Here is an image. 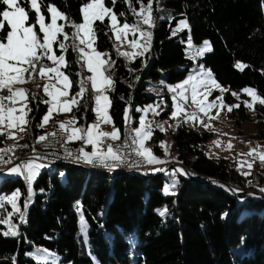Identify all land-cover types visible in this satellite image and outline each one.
Wrapping results in <instances>:
<instances>
[{
    "label": "trees",
    "instance_id": "16d2710c",
    "mask_svg": "<svg viewBox=\"0 0 264 264\" xmlns=\"http://www.w3.org/2000/svg\"><path fill=\"white\" fill-rule=\"evenodd\" d=\"M44 2L81 22L79 9L87 0ZM262 4L264 0H160L157 5L154 0L153 8L158 10L153 13L156 21L151 50L131 63L116 55L114 37L109 39L112 33L106 36L104 25L96 22L98 50L108 52L117 62L115 91L109 93L110 115L115 126L123 131V112L129 105L135 125L140 115L135 108L159 101L161 97L168 104L167 112L171 111V94L160 81L166 85L181 81L196 64L185 55L189 31L171 35V26L180 18L188 19L195 45L210 42L212 50L199 62L212 71L219 83L231 89L251 87L264 97ZM106 6L112 7V0H106ZM3 7L0 5V10ZM42 11L48 15L46 9ZM114 11L126 12L128 22H133L134 17L124 3L118 2ZM30 19H35V13L30 12ZM66 58L74 61L76 56L69 50ZM145 60L147 66L142 67ZM237 62L242 70L235 67ZM129 67L136 71L130 73ZM67 71H79V66L73 63ZM135 76L140 80H135ZM71 78L77 79L75 75ZM129 83L133 84L132 88ZM148 89L159 90L160 96ZM77 90L74 85L72 91ZM226 99L235 100L229 91ZM254 109L257 133L264 138V106L257 103ZM45 110L46 106L41 105L39 111L34 108L30 113L34 138L40 131L35 124ZM83 114V108L76 112L77 116ZM231 115L237 124L251 119L243 102ZM94 119V113L89 110L86 120L80 123L89 124ZM172 134L177 159L191 171L238 184L242 192L229 195L189 175L177 174L176 194L164 195L163 187L170 179L165 173L145 176L128 172L112 177L106 171L59 163L53 168L47 167L36 180L26 223L20 224L18 217H13L18 222L20 235L5 237L0 224V264H36L26 255L32 253L35 246L55 251L64 263L72 264H264V195L260 193V188L264 187V170L257 167L245 177L237 171V163L228 158L209 157L204 149L212 136L209 131L201 132L184 124ZM161 137L162 133L156 131L152 139L158 155L163 151L158 146ZM61 169L65 178L60 175ZM16 189L22 193L20 203L23 205L27 195L23 179L3 178L0 191ZM77 202L89 225L87 245L79 232ZM165 206L169 210L166 220L156 212ZM224 213L227 216L221 218ZM129 236L134 246L130 247Z\"/></svg>",
    "mask_w": 264,
    "mask_h": 264
},
{
    "label": "snow or ice",
    "instance_id": "6c2138e0",
    "mask_svg": "<svg viewBox=\"0 0 264 264\" xmlns=\"http://www.w3.org/2000/svg\"><path fill=\"white\" fill-rule=\"evenodd\" d=\"M118 2L125 4L128 12L134 17L133 22H128L126 12L114 11ZM155 2L159 5L160 0ZM153 3L154 0H147V3L144 0H112V7H109L106 6V0H87L79 9L82 21L76 22L55 5L45 4L44 0H0V5L5 6L0 10V137H3L0 143H5L7 140L13 142L11 145L5 144L4 147H0V172L6 171L7 174L22 178L27 191L23 210L19 203L22 196L19 189L10 194H0V224L7 226V231L2 232L5 237L20 235L19 225L13 223V217H18L20 224L26 223V212L35 195L34 182L41 175V171L49 166L42 162L48 155L47 151L43 154L37 152L35 144H43L45 149H54L56 145H60L64 148L65 156L73 158L76 162L109 169H116L122 165L139 168L170 162L168 159L156 156L151 148L146 147V142L153 138L154 130L165 132L164 125L168 123V121L149 119V114L159 117L168 108V104L161 97L159 101L136 107L135 112L140 114L138 127L132 126L131 106L125 107L122 119L129 131L122 136L121 129L115 126L114 119L109 113L112 101L108 93L115 91L114 76L117 62L108 52H101L96 46L99 31L96 22H100L106 29V36L109 32L112 33L109 39L112 40L114 37L112 42L118 57H122L129 63L137 57H143L151 48L153 33L148 29L155 27L156 17L153 13L158 8L154 9ZM42 9H46V12L50 14V22H46ZM30 12L35 13L34 20L30 19ZM106 18L107 24H105ZM6 28L8 30H5ZM66 29H71V32ZM185 29L189 30L185 55L195 64L212 49L208 41H203L201 46L194 45L190 35V25L186 19L178 21L176 28L171 30L172 35L175 36ZM130 35L132 39L128 40ZM181 42L184 43L183 40ZM125 43L134 51H121ZM54 45L59 50V55L57 50H54ZM69 50L76 56L74 61L66 58ZM73 63L79 66V71L74 73L67 71ZM146 66L147 60L142 64V67ZM235 67L241 68L240 63L237 62ZM85 70L91 75H85ZM128 71L133 73L136 70L129 67ZM73 75L77 77L75 81L71 78ZM135 80H140V77L135 76ZM86 82H89L90 86ZM27 83H32L36 89L42 90V95L20 86ZM160 84L171 94L172 111L169 120L176 122L175 128L182 127L184 124L195 127L198 123L206 130L215 132L216 130L210 126L209 122L218 119L224 109L231 113L240 107L239 103L227 105L223 95L209 100L214 90H219L222 94L229 90L223 88L216 81L211 70L206 69L202 64H196L182 82L166 85L161 80ZM74 85L78 88L75 92L72 91ZM128 86L132 88L133 84L129 83ZM148 90L160 96L159 90ZM242 92L252 98L251 102L243 101L247 109L254 111V105L257 103L264 106V97L258 95L255 89L245 87ZM231 94L239 100L238 93ZM30 99L36 103L37 111L41 104L46 106L45 113L35 124L36 129L43 130L54 121L55 115L72 114L70 119L54 123L56 131L44 132L35 137L31 145L20 143L28 137L33 125V118L29 115L32 112V108L28 106ZM121 99L124 98L121 97ZM190 105L194 106L192 111L188 110ZM81 108L84 109V114L77 116L76 112H79ZM213 109L217 110L214 116L211 114ZM89 110L94 113L95 122L81 124L80 121L86 120V113ZM204 117H207L209 122H206ZM102 125H112L113 130L103 131ZM169 126L172 127V125ZM116 141L121 143L117 145L114 143ZM70 142H81V147L72 151L67 147ZM214 143L219 146V141ZM88 146L91 147V151L86 150ZM158 146L164 149L166 157L170 155V145L166 146V142L160 141ZM30 147L33 155L24 159L15 155L18 149ZM232 147L233 145L229 143L228 148ZM262 147L264 146L257 145L255 148H250V151L244 155L251 156L253 160L259 159L264 165ZM133 157L138 159H132ZM16 159H19L20 163H14ZM245 164L249 170L252 169L253 163L245 160L240 162L237 171L247 177L251 175V171L242 170ZM5 165L13 166L5 169L3 167ZM149 171L164 172L169 176V182L163 187L164 195L176 194L174 189L178 184L175 179L177 174L189 175L183 168L169 171L163 167H150ZM213 183L217 182L213 181ZM248 183L252 182L249 180ZM226 190L236 191V189ZM40 191L43 192V189ZM260 192L264 193V187L260 188ZM8 206L11 211L8 210ZM76 208L79 214V232L84 244L87 245L89 225L79 202ZM168 211L166 206L156 209L160 217H166ZM226 216L227 213H224L221 218ZM130 243L134 246V242L130 241ZM26 255L32 257L36 264H59L57 255L47 248H37L35 252Z\"/></svg>",
    "mask_w": 264,
    "mask_h": 264
},
{
    "label": "rangeland",
    "instance_id": "374dc122",
    "mask_svg": "<svg viewBox=\"0 0 264 264\" xmlns=\"http://www.w3.org/2000/svg\"><path fill=\"white\" fill-rule=\"evenodd\" d=\"M45 16H46V22H50V14L45 15ZM180 19H186L187 22H188V19L187 18H180ZM178 21H177V23H178ZM58 23H63V21H58ZM177 23L175 25H172L171 26V30L174 29V28H176ZM145 27L147 28V26H145ZM152 29L153 28H150L148 30L149 31H152ZM37 30H38V26H37ZM66 31L71 32L70 29H66ZM185 31H189V30L188 29H185L184 31L178 32L177 34L183 33ZM40 35L42 36V34H40ZM171 35H172V31H171ZM61 39H62V37H61ZM131 39H132V36L130 35L128 37V40H131ZM206 41H208V40H206ZM117 44H119V42H117ZM151 44H152V40H151ZM201 45H202V43L199 44V45H195V46H201ZM210 46H211V44H210ZM186 49H187V43H186ZM54 50H57L56 45H54ZM150 50H151V48H150ZM121 51H134V50L133 49H130L128 47L127 43H125L121 47ZM147 53H145V55ZM59 54L60 53L57 50V55H59ZM138 58H140V57L135 58V60L138 59ZM199 59L196 61V64H202L203 65V63H200L199 62ZM196 64H195V66H196ZM195 66H194V68H195ZM205 68L206 69H209L207 67H205ZM189 73L187 74V76L189 75ZM84 74L85 75H91L90 73H87L86 70H85V73ZM187 76L184 79H186ZM214 78H215V76H214ZM184 79H182L181 81H178L176 83H172V84H168V85H175V84H177L179 82H182ZM41 83H43V81H41ZM86 84H89V82H86ZM219 84L223 88L228 89L229 92H231V93H233V92L238 93L239 94V100L236 97H234L235 100L228 101L226 99V95H227V92L228 91L227 92H224L222 94L221 91H219V90H214L212 92V95L209 97V100L215 99L216 97L223 95L224 102L227 105H234V104H237V103L241 104V102H243L245 100L251 102L252 98L250 96H248L247 93L242 92V89H244V88H241V89H231V88H229V86L223 85L221 83H219ZM20 86L25 87V88H28L31 91L37 92L38 95H42V90L36 89L35 85H33L32 83H27V84L20 85ZM89 86H90V84H89ZM44 98L47 99V97H44ZM163 99L165 100L164 97H163ZM147 104H150V103H147ZM147 104H145V105H147ZM41 105H43V104H41ZM41 105H40V107H41ZM28 106L30 108H32V110H33L34 108H36V103L33 102V101H31V99H30L29 100V103H28ZM17 107H19V105H17ZM193 109H194V106L193 105H190L188 110L189 111H192ZM45 111L42 113V115L45 113ZM171 111H172V109H171ZM216 111H217L216 109H213L211 114L214 116L216 114ZM166 112H167V109L165 111H163L159 117H153L151 114H149V117L148 118L149 119H156V120H160V121H168V123H166L164 125L166 131L165 132H161L160 131L162 133V137H161L160 141L166 142V146L167 145H170V147H169V153H170V155L168 157H166L163 148H162V150H163L162 153L160 155H158L155 152L154 148H153V142H152V139L153 138L151 140H149V141L146 142V147L151 148L153 150V153L156 156L160 157L161 159H168L170 161L168 163L169 164L171 163V166H172L170 168V170L175 169V168H183L187 172H191V173H189V176L193 177L195 181H197L199 183H202V184H206V185L211 186V187L219 188V189L225 191L229 195H233L234 192L228 191L226 189H236V191L238 193L239 192H242V189L239 187L238 184L228 183V182H225L224 180H221V179H218V178H215V177L206 176V175H203L201 173H198L197 174V173L191 171L188 165H186L181 160L177 159V151H176V149L174 147V144H173V134H172L173 131H175L177 129V128H175V123L176 122L175 121H172V120H169L170 112H167V113ZM249 112L251 113V119L248 120V121H246V122H243L241 124H237V122L235 121V119L232 117L231 113H228L226 109H224L223 111H221V114H220V116H219L218 119L211 120L210 122L208 121L207 117H204L205 121L206 122H209L210 123V126L216 130L215 132L206 130L203 126L199 125L198 123H197V125L195 127H192V128H194V129H196L198 131H201V132H203V131H209V132L212 133V136L208 139V141L204 145V149L206 151V154L209 157H214V158H219V157L228 158L230 161H233V162L237 163V166L238 167L240 166V162H243V161L247 160L248 162H252L253 163V167H252L251 170H249L247 168V165L245 164L244 167H243V169H242L243 171H251L252 172L257 167L260 168V169H262V170H264V165L261 164V162L259 161V159L253 160V158L251 156L244 155V154H247L250 151V148H255L257 145L264 146V138H260L259 135H258V133H257L258 126H256V113H255V110L254 111L249 110ZM109 113H110V109H109ZM164 113H166V114H164ZM42 115H41V117H42ZM71 115H72L71 113H69V114H59V115H55L54 116V121L53 122H50L43 130H40L39 133H38V135L35 136V137H38L39 135L43 134L44 132L52 133V132L56 131V128L54 127V123L55 122H58V121H64V120L70 119L71 118ZM201 115H203V114H201ZM95 119L92 122H95ZM92 122H90V123H92ZM169 125H172V127H170ZM185 125L187 127H189V128L191 127L189 124H185ZM138 126H139V123H138V120H137V124L135 125L133 123V127H138ZM102 130L103 131H107V132H111L113 130V127H112V125H102ZM128 131H129V129L124 127L123 128V131H122V136L125 133H127ZM156 131H159V130L158 129H155L154 130V133H153V136L156 134ZM34 139L35 138L32 137L31 132H30V134L28 135V137H26L25 139L21 140V141H24V142L21 143V141H20V143L21 144H30L31 145L34 142ZM214 141H219V146H217L214 143ZM12 143L13 142L11 140H7L5 143H0V147H4L5 144L11 145ZM70 143H78V142H70ZM79 143H81V142H79ZM229 143H231L233 145V147L231 149L228 148V144ZM89 148L91 149V147L88 146V151H89ZM27 149H30L31 150V147L30 148H27ZM27 149H25V150H27ZM261 150H264V147H262ZM27 151H29V150H27ZM16 152L18 154L21 153L19 155H22V154L26 153V152H24V149H18ZM173 158H175V159H173ZM66 165H72V164H66ZM45 169H43L41 172H43ZM94 171H97V172L98 171L105 172V171H102L100 169L94 170ZM132 172L130 171V174H133ZM105 173H108V174H110L113 177V176L117 175L118 173H127V172L122 171L121 169H118L114 173H110V172H107V171ZM263 174H264V172H263ZM60 175H61L62 178H65V172H64L63 169L60 170ZM5 177L6 178H12V179L20 178V177H17L15 175L7 174L6 171L0 172V184L3 182V178H5ZM169 180L166 183H168ZM213 181H215L217 183H213ZM34 184H35V182H34ZM220 185H224L226 187H221ZM33 188H34V185H33ZM11 192L0 191V194H10ZM260 193H262V192H260ZM263 195H264V193H263ZM19 203H20V201H19ZM20 206H21V209L23 210V205H21V203H20ZM8 210L11 211L10 206H8ZM167 216L166 217H162V218L164 220H166L167 219ZM13 223L18 224V222L15 221L14 218H13ZM1 230H2V232L3 231H7V226L6 225H3V228H1ZM129 239H130L131 242H133V238L132 237L129 236ZM131 246H133L132 243H130V247ZM37 248H43V247L35 246L34 249H33V251H32V253L35 252ZM49 251L50 252H53V253H55L57 255V257L59 258V264H72V263H64L62 261V258H61V256L59 254H57L55 251H52V250H49Z\"/></svg>",
    "mask_w": 264,
    "mask_h": 264
},
{
    "label": "bare ground",
    "instance_id": "6f19581e",
    "mask_svg": "<svg viewBox=\"0 0 264 264\" xmlns=\"http://www.w3.org/2000/svg\"><path fill=\"white\" fill-rule=\"evenodd\" d=\"M133 126V125H132ZM125 128H127L126 126H124ZM125 130V129H124ZM126 134V133H125ZM29 141V140H28ZM24 142V141H21V143ZM34 143V142H33ZM121 141H116L115 144H120ZM59 147V145H56L54 149L52 148H49V149H45L44 145L43 144H35V148H36V151L39 152V153H42L43 154V150H56L57 148ZM81 147V143H68V148L72 151H75L76 149L80 148ZM27 149V148H26ZM29 150V151H27ZM25 150L24 149V154H28V155H33L32 153V149H27ZM21 152V151H20ZM21 154V153H19ZM19 154L16 152L15 155L16 156H19ZM11 155V153H10ZM23 155V154H22ZM59 163H65V164H72V165H76V161L74 159H71V158H63V157H56V158H52V160H50V164L48 166V168H53L56 164H59ZM78 166V165H77ZM86 166L85 164H82L80 167H83V168H86L88 170H98L97 167H84ZM89 166V165H88ZM129 167V166H128ZM127 167V168H128ZM132 169L136 170L137 167H131ZM120 169H122V171H125V172H129V170H124L126 169L125 165H122L120 166ZM100 170H103V171H107V172H110V173H114L115 171H117L118 169H100ZM132 172V171H131ZM132 173H139V174H142V175H145V176H153V175H158V174H162L163 172H151V171H147V172H136V171H133ZM235 187V186H234Z\"/></svg>",
    "mask_w": 264,
    "mask_h": 264
},
{
    "label": "built area",
    "instance_id": "2783aa9c",
    "mask_svg": "<svg viewBox=\"0 0 264 264\" xmlns=\"http://www.w3.org/2000/svg\"><path fill=\"white\" fill-rule=\"evenodd\" d=\"M67 147H68V145H67ZM46 151H47L48 155H47L46 159L44 161H42V162L47 163L48 165L50 164V160H52V158H56V157L71 158V157L65 156V154H64V148L61 147L60 145H59V147L56 150H43V153H45ZM28 156H30V155L23 154V155H19L18 157H20L21 159H24V158H26ZM71 159H73V158H71ZM132 159H138V158L133 157ZM14 163H20V160L19 159H16V160H14ZM82 164H85V163H83V162H76V165H78V166H81ZM85 165L86 166H84V167H97L98 169H109V168H105V167H101V166H93V165H89L88 166V164H85ZM11 166H13V165H5L3 167L5 169H7V168H9ZM125 167H126V169H124V170L136 171V172H147V171H149V168L150 167H163L166 170H169L170 171V168L172 166H171V163L170 164L169 163H166V164H163V165H156V166H141V167L137 168L136 170L132 169L130 166L128 167L127 165H125ZM116 169H120V167L119 168H116Z\"/></svg>",
    "mask_w": 264,
    "mask_h": 264
},
{
    "label": "crops",
    "instance_id": "0c3cea01",
    "mask_svg": "<svg viewBox=\"0 0 264 264\" xmlns=\"http://www.w3.org/2000/svg\"><path fill=\"white\" fill-rule=\"evenodd\" d=\"M121 135H122V132H121ZM86 150H88V148L86 149ZM91 149L89 148V151H90Z\"/></svg>",
    "mask_w": 264,
    "mask_h": 264
}]
</instances>
